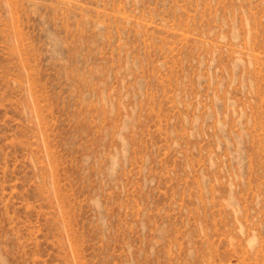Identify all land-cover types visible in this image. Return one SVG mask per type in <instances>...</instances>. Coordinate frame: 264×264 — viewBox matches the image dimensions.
Here are the masks:
<instances>
[{
	"label": "rangeland",
	"instance_id": "obj_1",
	"mask_svg": "<svg viewBox=\"0 0 264 264\" xmlns=\"http://www.w3.org/2000/svg\"><path fill=\"white\" fill-rule=\"evenodd\" d=\"M0 264H264V0H0Z\"/></svg>",
	"mask_w": 264,
	"mask_h": 264
}]
</instances>
